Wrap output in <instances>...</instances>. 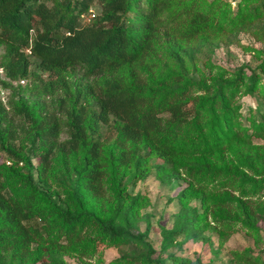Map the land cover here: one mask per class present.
I'll return each instance as SVG.
<instances>
[{
	"label": "trees",
	"instance_id": "trees-1",
	"mask_svg": "<svg viewBox=\"0 0 264 264\" xmlns=\"http://www.w3.org/2000/svg\"><path fill=\"white\" fill-rule=\"evenodd\" d=\"M233 1L234 10L231 0H0L5 78L38 79L47 94L61 90L67 127V138L58 141L56 120L41 117L40 108L22 98L8 101L29 129L21 127L25 138L16 144L0 100V257L62 264L65 255L94 257L99 244L132 242L138 254L101 264H210L176 253L155 256L146 234L132 231L131 221L149 199L129 194L124 180L180 169L187 185L177 200L184 207L162 230L163 250L203 229L215 208L258 235L264 199L255 195L264 190V178L257 182L240 167L264 175V163L253 162L263 146L251 139L264 134V61L209 85L191 74L195 58L181 50L200 41L226 42L241 23L264 18V0ZM163 36L173 39L176 66L159 74L152 58ZM76 66L89 81L72 79ZM238 93L259 101L248 116L241 117ZM34 170L44 183L50 178L68 189L74 212L37 185ZM235 184L245 198L224 189ZM191 197L201 198L203 212L186 206ZM232 256L230 263L264 264V250Z\"/></svg>",
	"mask_w": 264,
	"mask_h": 264
},
{
	"label": "rangeland",
	"instance_id": "rangeland-1",
	"mask_svg": "<svg viewBox=\"0 0 264 264\" xmlns=\"http://www.w3.org/2000/svg\"><path fill=\"white\" fill-rule=\"evenodd\" d=\"M235 1L231 0V8L235 9ZM93 13L97 14L98 6H93ZM84 18V21H87ZM227 37L226 42H197L190 43L181 47L186 54L194 56L197 63V71H192L191 74L196 79H204L207 84L211 85L217 81L224 80L242 65L253 69L258 67L264 61V18L258 17L256 21H252L249 26H244L243 23L236 27ZM173 39L163 36L160 39L158 46V55L152 59L159 61L157 72L169 70L176 66V60L171 54L170 45ZM3 53V47L0 45V57ZM247 74L249 73L248 70ZM72 79L79 80L78 82L85 83L90 80V77L85 75L82 68L76 66L72 70ZM42 79H46V73H40ZM0 81H4L3 85L0 82V100L8 109L7 119L15 131L16 141L19 143L24 140L25 134L21 129L23 126L29 130L27 124L23 123L19 116L11 114L8 101L16 102L22 98L28 104H33L35 108H40L39 115L46 120H56L59 123L58 141L67 138V127L61 123L65 118V113L60 106L58 100L62 98L61 90L55 91L52 94L41 92L40 81L35 78L23 79L20 81H9L5 78L0 67ZM264 83V79H263ZM197 88V87H195ZM197 92V91H196ZM237 103L240 104L241 117L248 116L249 113L255 110L257 106L256 97L244 93L237 95ZM109 140H112L113 135H107ZM252 142L256 145L263 146L264 150V134L262 137L252 135ZM260 151V158L254 159V164L262 165L264 163V152ZM3 159L0 155V161ZM263 162V163H262ZM217 165H221L222 161L216 159ZM259 166V167H260ZM244 169L243 173L247 176L254 177L257 182L264 178V175H257L248 167H240ZM36 170L34 174L36 176ZM241 174H236L235 178ZM186 177L182 169L174 171L163 177L151 172L144 180L132 183L124 180L126 191L134 195L136 193L143 194L148 197L149 205L142 209L135 218L131 221L132 231L145 233L152 247L155 249V256L165 258L168 253H176L185 255L192 259H200L203 262L210 264H234L232 261L233 251L240 253L250 250L253 253L264 250V218L258 217L256 222L258 227V235L249 233L241 226L238 221H233L231 215H227L219 208L214 209V215L208 213L206 223L203 224V229L195 233L193 237L183 238L182 235L177 237L179 245H172L168 249L162 248L163 235L162 230L173 226L176 215L183 209V204L177 200V196L187 185ZM44 183L36 176L38 186L46 190L48 193L58 198L59 202L67 206L71 212H74L76 205L73 204L69 197V191L63 185H60L56 180L48 178ZM231 187H224L234 196L245 198L240 195V191ZM109 197L113 196L112 187L107 184ZM260 200L264 199V190L261 189L259 194ZM186 206L191 210L203 212L202 200L200 197H191L185 199ZM91 237V236H89ZM141 248L135 243L106 245L105 243L98 245V253L91 258L85 256H77L75 254L65 255L62 264H101L106 263L111 259L129 255L131 253L138 254ZM0 264H20L15 260L4 256L0 257ZM25 264H52L51 262H42L30 260ZM168 264H170L168 262Z\"/></svg>",
	"mask_w": 264,
	"mask_h": 264
},
{
	"label": "built area",
	"instance_id": "built-area-1",
	"mask_svg": "<svg viewBox=\"0 0 264 264\" xmlns=\"http://www.w3.org/2000/svg\"><path fill=\"white\" fill-rule=\"evenodd\" d=\"M93 15H94V14H93V13H91V14L89 15V18H90V17H93ZM87 19H88V18H87Z\"/></svg>",
	"mask_w": 264,
	"mask_h": 264
}]
</instances>
